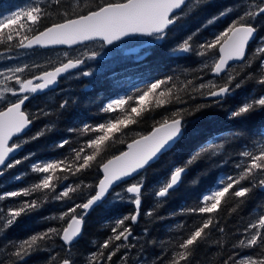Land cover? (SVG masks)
<instances>
[{
  "label": "trees",
  "instance_id": "1",
  "mask_svg": "<svg viewBox=\"0 0 264 264\" xmlns=\"http://www.w3.org/2000/svg\"><path fill=\"white\" fill-rule=\"evenodd\" d=\"M99 2L100 0H61L60 5L41 4L51 15L40 21L39 27L43 29L52 23L61 21L64 18V12L83 14L94 9ZM104 2H111V0H104ZM261 2L264 0H202V3L195 4V0H189L185 9L181 11L184 13L183 18L170 30L163 42L150 47V51H146L150 54L142 61L121 65L114 70L112 75H106L96 81V85L91 88L90 92L80 94L78 90H75L74 93L79 95L77 99H66L65 95L61 94L62 91L58 95L61 89L59 83L55 92L49 95L32 96L26 102V111L33 114L35 118L31 130L25 135L26 137L24 136L27 142H24L23 149L16 158L21 159V164L5 169L4 175L0 176V193L33 185L39 180L40 174L31 171L32 164L36 161L53 160L65 156L70 148L79 147L82 140L88 139L90 135H96L95 133L76 135L70 133L69 128H81L85 124H98L109 117L123 116L124 113L120 110L111 114L100 112L102 105L110 99L133 95L137 88H143L148 81L161 77L173 76L175 81L171 103L157 108L154 99L145 101V111L135 117L137 123L128 125L122 131L114 132L111 139L104 142L100 149V156L92 163L91 170L82 171L75 176L67 174L68 179L66 180L54 178L53 183L57 185V191H60L66 184L75 185L83 181L78 191L70 194L71 200L66 198L64 201H53L54 193L46 195L41 191L29 197L20 196L0 201V207H3L5 211L23 200L37 199L38 202H42V207L38 211L30 215H22L14 226L0 235V264H6V262L10 264L15 260L10 255L12 246L9 241H23L32 234L49 227L66 226L67 218L45 221L42 217H59L71 204L86 202V199L95 193V185L101 178L100 171L96 167L101 160L106 162L108 158L125 150L127 143L141 135L148 134L175 109L206 104L207 107L196 111L194 115L185 113L186 127L183 138L169 152L162 155L154 165L138 176L143 179L145 185L142 189L141 214L135 224H132L130 220L126 221L131 224L133 234L138 239L133 240L130 237V243L136 246L130 251L121 249V252L117 254L120 256L127 252L128 259L125 264H163L170 258L179 240L185 238L204 219V217L180 210L199 206L200 198L215 185L221 176L235 173L234 165L241 160L239 153L242 150L259 152L264 149V110L248 114L243 118H228V113L247 99L264 95V86L257 83L259 78L264 77V67L261 66L264 55L259 59L252 56L258 43L264 38V15L257 17L254 22L258 31L245 58L247 60L252 57L251 64L244 68L241 67L242 64L231 67L232 75L235 77L234 83L244 80L249 74H252V78L245 80L244 85L227 98L223 105H216L213 101L201 97L199 93H193L196 99L189 100V89L185 86L189 81L192 85L198 86L202 82L212 80L211 67H202L205 58L195 54L174 53L172 49L184 37L196 33L197 30L199 31L194 37V45L210 40L218 32L223 31L236 17ZM228 9L232 11L227 12ZM222 12L226 14L220 16ZM213 17L216 19L209 23ZM5 44L0 46V53L12 49V47L5 48ZM13 48V51H17V48L14 46ZM45 63L48 64V62ZM52 67L48 64L45 70L52 69ZM35 73L40 72L34 70L24 77L31 79ZM120 73H126V75L116 78L115 75ZM71 84H67L65 88ZM177 96L188 103H179L176 100ZM65 100L69 103L62 110L60 105ZM129 103L131 104L132 101ZM125 108L128 109V105ZM45 112L48 115H44ZM41 130L45 131L44 135L34 140L30 139ZM65 139L69 140L70 144L65 148H58L59 142ZM198 151H201L200 156L191 165H186L187 173L182 177L178 189L172 191L165 202L156 198L155 191L167 181L173 169L185 165L186 161ZM30 153L34 155L24 159ZM57 175L63 177L66 173L58 172ZM18 176L20 179H16ZM134 182L135 179L130 181V183ZM242 183L243 186H250L247 180ZM127 184L129 183H123L113 191L121 192ZM113 191L106 202L96 207L84 219L82 236L73 244L70 254L73 264H86L87 254L95 251L112 235L111 229L115 221L134 212V205L130 202L127 205L123 202L111 203ZM81 212H83L82 209H77V213ZM148 212H151V215H147ZM212 215L215 227L205 231L202 242L195 247L190 257V264H223L224 260L236 253L244 257L258 253L255 248H234L233 245L243 238L244 229L251 222L264 215V194L259 192V187L253 188L243 202H238L231 196L226 197L221 201L217 212ZM220 227L223 228V232L218 231ZM112 246L110 245V248ZM162 253L166 254L162 255ZM68 257L69 253L62 245L60 237L54 236L52 240L42 243L19 264H60L62 259ZM158 257L160 259H157ZM116 259V257L113 258L114 262ZM229 264L232 262L230 261Z\"/></svg>",
  "mask_w": 264,
  "mask_h": 264
},
{
  "label": "snow or ice",
  "instance_id": "2",
  "mask_svg": "<svg viewBox=\"0 0 264 264\" xmlns=\"http://www.w3.org/2000/svg\"><path fill=\"white\" fill-rule=\"evenodd\" d=\"M50 2L60 5L61 0H50ZM187 2L188 0H111V2L100 0L94 9L83 14L64 12V18L61 21L52 23L43 29H40L39 22L50 16L51 13L43 5L36 3L29 8L12 12L0 18V44H11L15 41V48L31 49L33 47L58 46L73 48L80 45H94L96 41H99V47L104 48L105 46H117V42L139 36L148 38L144 43L152 47L163 42L168 37L170 30L183 18L184 13L177 10L182 9ZM195 3L200 4L202 0H195ZM231 11V9L227 10V12ZM225 14L222 12L220 16ZM262 14H264V2L256 4L236 17L223 31L210 40L194 45V37L199 31L197 30L196 33L184 37L172 49L174 53L195 54L205 58L202 67H211L212 80L202 82L198 86L192 85V82L189 81L185 86L189 89V100L196 99L193 93H199L201 97L213 98L214 104L223 105L227 98L244 85L245 80L252 78V74H249L244 80L234 83L235 77L229 66L230 62L236 61L244 62L241 65L242 68L251 64L252 57L245 59L246 50L254 34L258 31L254 22ZM215 19L216 17H213L209 23ZM25 28L27 31L22 32L21 30ZM149 54L150 52H145L144 55ZM262 55H264V43L259 45L252 54L256 59ZM100 56L99 49L82 52L81 56L76 58H70L67 53H64L65 59L55 64L52 70L35 73L31 79L23 77L21 74L26 71L33 72L36 68L42 67L40 64H21L0 69V176L4 175L5 169H11L22 162L21 159L9 161V156L17 152L24 142H27L13 140V137H19L25 133L35 118L33 114L26 111V102L30 100V95L48 89L57 83L58 77L76 69H82L86 62L96 61ZM8 59H12V57H8ZM48 63L55 62L50 60ZM261 66L264 67V60H261ZM79 75L89 78L94 73L90 70H82ZM216 78H220L219 81ZM13 81L17 87L9 86V83ZM35 81H39V83H34ZM257 83L264 86V77L259 78ZM190 85L191 87H189ZM174 88V77L166 76L148 81L143 88H137L133 95L110 99L102 105L100 112L111 114L120 110L124 113L123 116L109 117L98 124H85L81 128H69L68 131L76 135L82 136L88 133L96 135H90L88 139L82 140L79 147L70 148L69 153L65 156L53 160L36 161L31 165V171L40 174L39 180L26 188L0 193V201L20 196L29 197L41 191L46 195L54 193L53 201H64L66 198L71 200L70 194L76 193L83 181L75 185L66 184L60 191H57V185L53 183L54 178L66 180L68 179L67 174L75 176L82 171L91 170L92 163L100 156V149L104 142L110 140L114 132L122 131L128 125L137 123L135 117L145 111V101L154 99L157 108L164 107L171 103ZM9 95L14 99H9ZM176 100L182 104L188 103L186 100H181L179 96L176 97ZM130 101H132L131 104ZM68 103L65 100L61 103L60 108L65 109ZM126 105H128V109L125 108ZM204 107L207 105L199 104L175 109L169 117L162 119L148 134L141 135L127 143L126 150L113 155L106 162L101 160L96 167L102 172V178L95 185L97 189L95 193L90 195L86 202L71 204L59 217H42L45 221L67 218L66 226L62 228L49 227L32 234L23 241H9L12 246L10 255L15 258L10 264H19L32 251L37 250L42 243L52 240L54 236L60 237L69 253V257L62 259L60 264H73L70 254L74 240L81 234L86 210L103 202L110 190L114 189V185L135 179L134 183L125 186L123 194L113 191L118 201H127L133 204L134 212L116 220L111 229L112 235L95 251L88 253L85 258L86 264H125L128 259L127 252L120 256L117 254L121 252V249L130 251L136 246L130 243V237L133 240L138 239L133 234L131 224L126 221L130 220L132 224H135L141 214L142 189L145 185L143 179L138 178L139 174L163 151L171 148L183 137L186 127L185 113L194 115L196 111ZM260 110H264V95L247 99L229 112L228 118H243ZM44 115H48V113L45 112ZM44 134L45 131L41 130L30 139H37ZM69 144L70 141L65 139L60 141L57 147L62 149ZM201 151L194 153L185 165L173 169L167 181L155 191L156 198L161 202L166 201L171 195V190L182 181V176L187 171L186 165H191L196 161ZM31 155L34 154L30 153L24 159L30 158ZM239 155L241 160L234 165L235 173L221 176L215 185L200 198L199 206L180 210L204 217V219L185 238L179 240L175 246L176 250L163 264H190V257L195 247L202 242L205 231L215 227L212 214L217 212L221 201L226 197L231 196L238 202H243L253 188L264 189V149L259 152L245 149ZM6 161H8L7 164ZM58 172L66 173V175L60 177L57 175ZM16 179H20V177L18 176ZM246 180L250 182V186H243L242 182ZM84 186L91 187L90 185ZM41 207L42 202H38L37 199L19 201L15 207H9L6 211L0 207V235L6 229L14 226L22 215H30ZM77 209L85 211L77 213ZM146 214L151 215V212ZM218 231L223 232V228H218ZM110 245L113 246L110 248ZM233 247L255 248L258 253L247 257L239 256V253H236L224 260L223 264H229L230 261L232 264H264V215L244 229L243 238ZM105 250L108 251L105 252ZM164 254L166 253H162V255ZM238 256L239 259H237ZM114 257L117 258L115 262Z\"/></svg>",
  "mask_w": 264,
  "mask_h": 264
},
{
  "label": "rangeland",
  "instance_id": "3",
  "mask_svg": "<svg viewBox=\"0 0 264 264\" xmlns=\"http://www.w3.org/2000/svg\"><path fill=\"white\" fill-rule=\"evenodd\" d=\"M0 1L2 3V12L0 14V16L1 15L2 16L0 18H3L6 15H9L12 12L20 11L22 9L24 10L26 8H29L30 6H33L36 3L51 4L50 0H19V1H16V0H0ZM195 4H197V3H195ZM27 23L30 24L31 22H27ZM21 31L26 32L27 29L25 28V29H22ZM5 32H7V30H5ZM144 41H146V40L145 39H138V40L130 41L128 45L131 47L128 48L127 51H131L132 49H135V51L133 53H129V54H125L124 49H121V47H119V44H117V46H114V48L107 50L108 48L107 49L100 48L99 45H97L95 43L94 45L90 44L87 46H83L78 51H74V52L69 53L68 51H65V50L32 51V52L13 51L14 50L13 46L15 45L16 42H14V43L11 42V44H5L4 47L5 48H8V47L11 48L12 47V49L6 50V51H3L2 53H0V69H4V68L15 66V65H21V64H29V65L40 64L42 67L36 68L35 70H37L38 72H42L43 70H45L47 68L48 64H50L54 67L55 64L59 63L60 61H63L65 59L64 53H67L70 58H76V57H80L82 52H87L89 50L99 49L101 56L98 57L96 61L86 62V64L84 65V66H86V69L84 68V66H82V69H80L79 73L82 70H90L94 73L95 76H98V77H100V79H102L106 75H110V74L112 75L114 73L113 70H116V68L120 67L121 65L129 64V61H134V59L139 58L140 53H143V51H149L150 47L147 44H145ZM262 43H264V39H262L258 44L261 45ZM0 46H3V44H0ZM118 55H119V57H118ZM125 55L127 57H125ZM8 57H12V59H8ZM50 60L55 62V63H48V64L45 63V62H48ZM126 60H128L127 63H126ZM113 61H114V63H113L114 65L112 64ZM49 70H52V69H49ZM28 73H30V72L26 71L25 73L21 74V76L24 77ZM79 73L74 77H68V79H74V78L80 79V78H82V76L79 75ZM125 75H126V73H120V74H116L115 76H118L116 78H122ZM63 78H61V79H63ZM61 79L59 80V83H60V81H62ZM75 81H73V83ZM9 86L17 87L15 85L14 81L10 82ZM63 90H64V88H63ZM63 90H62V92H63ZM58 93H60V91H58ZM9 97H10V95H9ZM71 98H72V96H71ZM9 99H14V98L10 97ZM66 99H68V98H66ZM15 140H17V139H15ZM22 140L25 141L24 139H22ZM23 144H22V146H23ZM95 190H96V188H95ZM121 193L123 194V191H121ZM107 199L105 200V202L107 201ZM110 202L111 203H117V202L120 203L121 201H118L117 198H115V196L113 195ZM128 203L129 202H127V201H123V204H125V205H127ZM83 226H84V223H83Z\"/></svg>",
  "mask_w": 264,
  "mask_h": 264
},
{
  "label": "water",
  "instance_id": "4",
  "mask_svg": "<svg viewBox=\"0 0 264 264\" xmlns=\"http://www.w3.org/2000/svg\"><path fill=\"white\" fill-rule=\"evenodd\" d=\"M187 5V3L185 4V6ZM185 6H183V8H185ZM183 8L182 9H180V10H177L178 12H181L182 10H183ZM262 15H264V14H262ZM137 37H139V36H137ZM255 37H256V33L254 34V36H253V39L249 42V45H248V48H249V46H250V44L255 40ZM133 38H136V37H133ZM144 38H146V37H144ZM132 39V38H131ZM126 40H129V39H126ZM96 42H98V43H100L99 41H96ZM117 43H120V42H117ZM80 46H83V45H80ZM77 47H79V46H77ZM105 47H110V46H105ZM73 48H76V47H73ZM73 48H68V47H65V46H58V47H49V48H40V47H33V48H31V49H25V48H18V50L19 51H34V50H41V51H50V50H70V49H73ZM248 48H247V50H246V56H247V52H248ZM134 51L132 50V51H130L129 53H133ZM128 53V54H129ZM246 58V57H245ZM243 63V61H236V62H230V66L229 67H232V66H235V65H239V64H242ZM72 72V71H71ZM65 75H62L61 77H58V80L59 79H61V78H63ZM212 76V75H211ZM213 77V76H212ZM58 80H57V83L55 84V85H53V86H50L48 89H45V90H43V91H38L37 93H34V94H31V96H40V95H43V94H46V93H48V92H52V91H56L57 90V87H58ZM34 83H39V81H35ZM206 100H210V101H213V98H205ZM31 127H32V125H30L29 126V128L28 129H26L25 130V133H23V134H21V136H19V137H13V140H15V139H20V138H23L29 131H30V129H31ZM11 143V142H10ZM176 144V143H175ZM175 144L171 147V148H169L168 150H165V151H163L155 160H153L144 170H142V172L141 173H143V171H145L147 168H149V167H151L152 165H154L158 160H159V158L162 156V155H164V154H166L167 152H169L174 146H175ZM23 149V146L17 151V152H15V153H13V154H10V156H9V161H11V160H14V159H16L17 157H18V155H19V153L21 152V150ZM125 150H126V148H125ZM8 163V161H6V164ZM100 171V170H99ZM140 173V174H141ZM186 173H187V171H186ZM185 173V174H186ZM139 174V175H140ZM185 174H183V176L185 175ZM100 175H101V178H102V172L100 171ZM182 176V177H183ZM100 178V179H101ZM130 181H132V179H129V180H127V181H124V182H121L120 184H118V185H114V189L113 190H115L118 186H120V185H122L123 183H129ZM181 183V182H180ZM180 183H179V185H180ZM98 184V183H97ZM179 185L177 186V187H175L173 190H171V192L172 191H174V190H176L178 187H179ZM97 190V189H96ZM95 190V191H96ZM113 190H110V192H109V194L106 196V198L104 199V201L103 202H101V203H98L97 205H94L91 209H89V210H86V215L84 216V219L96 208V207H99L100 205H102V203H104L105 202V200L108 198V196L111 194V192L113 191ZM259 192H261V193H263L264 194V189H262V188H260L259 187ZM83 212L85 211V210H82ZM82 231H83V226H82V230H81V234H80V236H78L75 240H74V243L73 244H75L80 238H81V235H82ZM60 241H61V243H62V245L64 246V242L60 239ZM65 247V246H64Z\"/></svg>",
  "mask_w": 264,
  "mask_h": 264
},
{
  "label": "flooded vegetation",
  "instance_id": "5",
  "mask_svg": "<svg viewBox=\"0 0 264 264\" xmlns=\"http://www.w3.org/2000/svg\"><path fill=\"white\" fill-rule=\"evenodd\" d=\"M0 3H1V1H0ZM129 42L130 41H126V42H122V43L119 44V47H121V49H124L125 54H128L130 52V51H127V49L131 47V46L128 45ZM96 44L99 45L100 43H96ZM82 47L83 46L76 47L74 49L68 50V52L70 53V52L78 51ZM104 48L107 49L106 47H104ZM112 48H114V46L108 47L107 50L112 49ZM132 50L134 51L135 49H132ZM144 54L145 53H140V55H139L140 58L134 59V62L130 61L129 63H136V62L142 61L146 57ZM127 62H128V60H126V63ZM113 63H114V61L112 62V64ZM84 68L86 69V66H84ZM79 71H80V69H76V70H74V72L72 71L73 73L68 74L66 77L64 76V78L62 79V81H60L61 89L59 91L61 92L63 90L62 89V86H64V90H63V92L61 94L62 95H65V98L72 99V100L77 99L79 97V95H77V94L74 93L75 90H78L80 92V94L82 92L83 93L90 92L91 88L94 87L95 82L98 81V80H100V78L98 76H95V75H93V77H90L89 79L88 78H85V77H82L80 79H78V78L68 79V77H74V76H76L79 73ZM59 80H58V85H59ZM73 81H75V82L73 83ZM71 83H73V84H71ZM67 84H71V86H68V87L65 88V86ZM57 89H58V87H57ZM52 92H55V91H52ZM49 93H51V92H48V93L43 94V95H49ZM58 95H59V93H58ZM71 96H72V98H71Z\"/></svg>",
  "mask_w": 264,
  "mask_h": 264
},
{
  "label": "bare ground",
  "instance_id": "6",
  "mask_svg": "<svg viewBox=\"0 0 264 264\" xmlns=\"http://www.w3.org/2000/svg\"><path fill=\"white\" fill-rule=\"evenodd\" d=\"M16 1H19V0H16ZM11 5V4H10ZM18 5V4H17ZM19 6V5H18ZM22 7V6H21ZM11 9V8H10ZM12 10V9H11ZM16 10V9H15ZM23 10V9H22ZM9 11V10H8ZM2 16V15H1ZM0 16V17H1ZM258 43V42H257ZM254 45H255V43H254ZM57 51V50H56ZM59 51V50H58ZM142 51V50H141ZM150 51V50H149ZM140 52V51H139ZM143 52H146V51H143ZM248 53V52H247ZM138 54V53H137ZM132 55V54H131ZM135 56V55H134ZM137 56V55H136ZM118 57H119V55H118ZM125 57H127L126 55H125ZM132 58V57H131ZM140 58V57H139ZM120 59V58H119ZM121 60V59H120ZM130 62V61H129ZM132 62H134V61H132ZM139 64V63H138ZM243 64V63H242ZM101 68V67H100ZM116 68V67H115ZM231 68V67H230ZM97 70V69H96ZM95 70V71H96ZM93 77V76H92ZM114 77V76H113ZM118 77V76H117ZM100 78V77H99ZM211 78L213 79V77L211 76ZM89 79V78H88ZM216 79H220V78H216ZM94 81V80H93ZM96 85V84H95ZM141 85V84H140ZM129 86V85H128ZM12 87V86H11ZM134 89V88H133ZM115 92V91H114ZM52 93V92H51ZM50 94V93H49ZM68 95V94H67ZM10 98V97H9ZM31 98V97H30ZM32 125V124H31ZM31 130V129H30ZM27 135V134H26ZM26 137V136H25ZM183 138V137H182ZM23 139H24V137H23ZM180 141V140H179ZM178 189V188H177ZM142 192H143V190H142ZM138 222V221H137ZM82 236V235H81Z\"/></svg>",
  "mask_w": 264,
  "mask_h": 264
}]
</instances>
